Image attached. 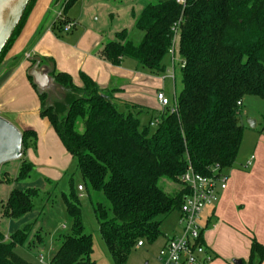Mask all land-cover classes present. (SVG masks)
<instances>
[{"label":"trees","instance_id":"trees-1","mask_svg":"<svg viewBox=\"0 0 264 264\" xmlns=\"http://www.w3.org/2000/svg\"><path fill=\"white\" fill-rule=\"evenodd\" d=\"M74 1L68 0L67 8ZM35 2L29 1L2 50L0 66ZM183 2L147 3L135 20V29L143 34L139 45L122 30L97 53L112 66L132 59L150 75H163L164 58L178 38L181 89L174 95L173 111L119 104L116 90L99 88L83 73L82 86L76 87L69 75L55 69V83L67 92L63 101L45 108L46 97L38 96L40 116L49 121L83 182L76 188L70 182L68 195L62 194L70 229L60 237L49 264H95L78 186L86 190L112 263L127 264L138 242L153 244L163 236L162 221L178 212L187 192L181 178L189 168L208 177L234 164L244 132L238 120L242 102L246 97L264 100V0ZM67 23L64 19L53 27L56 35ZM22 58L13 59L8 70ZM41 61L53 66L51 60ZM143 114L149 117L146 125L140 123ZM259 132L264 136V126ZM36 139L34 131L22 132L23 149ZM20 161L16 176L5 173L0 183L12 185L29 177L33 165L23 154ZM161 180L173 185L164 191ZM37 195L35 189H12L1 205V216L19 219L29 214ZM28 232L25 227L6 239L0 230V264H30L15 252L26 243ZM35 237L34 243L43 242L40 234ZM263 262L264 246L251 239L246 264Z\"/></svg>","mask_w":264,"mask_h":264},{"label":"crops","instance_id":"crops-1","mask_svg":"<svg viewBox=\"0 0 264 264\" xmlns=\"http://www.w3.org/2000/svg\"><path fill=\"white\" fill-rule=\"evenodd\" d=\"M53 3L54 0H36L0 66V117L20 132L31 130L36 133L35 143L31 142L28 148L23 149V159L33 165L31 173L39 176L37 182L43 181L50 186L56 183L72 158L62 146L49 121L40 116V100L26 75L31 67L28 57L51 60L55 72L69 75L76 87L82 86L80 73L87 75L99 88L116 90L115 98L119 104L126 102L161 111L159 103H151L149 95L153 96L154 92L164 94L165 88L159 79L140 68L132 59H123L119 66H112L97 55L101 47L113 39L115 33L135 28V20L144 7L140 0H76L68 8V0H62L59 8H53ZM64 19L74 24V27L68 32L62 30L56 35L53 27ZM124 21L128 27H124ZM176 42L178 46V38ZM20 56L23 58L18 65L8 70L11 61ZM251 157L252 160L250 158L241 165L242 170L249 168V172L241 173L229 169L233 178L230 190L226 187L220 191L216 205L207 208L205 217L208 228L203 233L205 246L207 233L217 231L225 241L232 238L231 236H239L237 231L224 225L221 219L226 215L229 198L235 193L241 179H254L251 186L253 191L264 190V178L258 174L261 171L260 164ZM6 186L7 196L12 189L17 188L16 183ZM25 189L37 190L36 187L20 190ZM29 214L19 218L16 231L29 226H23ZM260 224L263 226L259 231L253 229L256 237L249 238L247 249H250L251 239L264 246V222L261 221ZM165 237L167 236L164 234L161 237L162 246ZM206 248L215 255L209 247ZM241 256L237 251L231 254V258Z\"/></svg>","mask_w":264,"mask_h":264},{"label":"rangeland","instance_id":"rangeland-1","mask_svg":"<svg viewBox=\"0 0 264 264\" xmlns=\"http://www.w3.org/2000/svg\"><path fill=\"white\" fill-rule=\"evenodd\" d=\"M140 1L143 5H146L149 2L156 3L167 0ZM125 22L123 25H125ZM124 27H128L127 24ZM127 32L128 39L134 45H139L143 34L135 28ZM64 36L62 35V37ZM175 41L172 53L164 58L167 71L163 75H153L165 85L163 92L171 103L174 100L175 93L179 92L180 89V57L177 42L175 43ZM55 95L59 97V90ZM155 97V92L153 96L149 95V100L151 103L154 102V105L157 103ZM139 118L141 125H146L149 117L143 114ZM238 120L240 125L244 127V132L237 158L231 169L241 173L249 172V168L242 170L241 165L253 156L254 161L260 164L261 171L258 174L264 178V136L259 132L261 127L264 126V100L253 97L244 98ZM248 120H254L256 122L254 129L249 128L247 124ZM20 160L11 161L2 165L0 167V180H2V175L5 173L10 178H14L19 169ZM70 160H72L71 163L68 164L66 170L52 186L47 185L43 181L37 182L39 176L34 172L31 173L28 179L16 183V187L19 189L28 187H36L37 191L40 189L38 195L33 198V209L31 213L26 218V221L23 222V226L29 225L26 243L23 246H17L15 248L16 254L30 264H49L51 256L60 244V237L69 233L70 220L65 213L62 194L68 195L70 182L73 183L74 188L77 185H82L83 187V182L76 168L75 161L73 159ZM221 175L222 178L227 177L225 183L226 187L230 190L233 179L230 176V170L223 171ZM253 184L254 179L246 181L241 179L239 181L235 193L229 198L227 213L221 219L224 225L237 231L239 236H231L232 238L225 241L223 238H220L217 231L205 235L206 246L215 253L213 256L210 251H207V259H209L207 264H233V261L238 260H243L245 264L247 263V257H249L247 243L249 238L252 236L256 237L253 229L257 231L263 226L260 222H264V190L253 191L251 188ZM159 185L160 188L167 191V187L173 184L166 180H161ZM7 189L8 187L5 184L0 183V230L9 238L16 232L20 220L6 219L1 216V205L6 200L5 198H7ZM76 194L82 211L84 232L91 237L92 241V261L95 264H113L105 244L101 239L98 224L95 220L92 205L87 197L86 190L76 192ZM206 210L203 211V216L206 215ZM180 230L181 226L178 221V212L170 214L162 221L161 232L167 237L179 234ZM37 234H40L43 239V242L40 244L34 243ZM162 243L163 239L161 237L153 244L144 243L142 248H136L129 256L127 264H160L157 255ZM234 251L242 254V256L239 258H231V254ZM199 258L203 260V257Z\"/></svg>","mask_w":264,"mask_h":264},{"label":"built area","instance_id":"built-area-1","mask_svg":"<svg viewBox=\"0 0 264 264\" xmlns=\"http://www.w3.org/2000/svg\"><path fill=\"white\" fill-rule=\"evenodd\" d=\"M176 2L184 3L183 0H176ZM73 27L74 24L67 23L63 30L68 32ZM156 100L161 110L169 108L170 111H173L175 109V102L171 103L162 92L156 94ZM181 181L187 188L178 210L181 230L179 234L165 237L157 258L160 264H207L209 261L207 259L208 250L203 242V233L207 230L208 225L206 217L202 214L204 210L217 203L219 192L226 188V179L222 178L221 173H218L217 170L213 171L212 176L203 177L195 174L189 168L182 176ZM77 190L83 192L81 186H78ZM143 245L144 242L140 241L136 248H142ZM199 257H203V260Z\"/></svg>","mask_w":264,"mask_h":264},{"label":"water","instance_id":"water-1","mask_svg":"<svg viewBox=\"0 0 264 264\" xmlns=\"http://www.w3.org/2000/svg\"><path fill=\"white\" fill-rule=\"evenodd\" d=\"M30 0H0V54L18 26L23 13ZM62 0H54L53 8H59ZM31 67L26 75L31 79L37 96H45V108L51 107L54 102H62L67 93L55 83L53 66L43 64L40 58L28 57ZM60 95L57 97L56 92ZM250 129H254L256 122L248 120ZM23 154L22 132L16 129L10 122L0 117V167L11 161L20 160ZM233 264H242L241 261H233Z\"/></svg>","mask_w":264,"mask_h":264}]
</instances>
